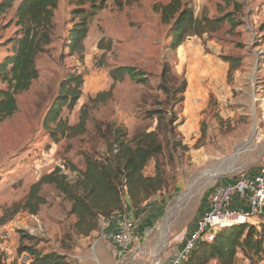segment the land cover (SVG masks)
I'll list each match as a JSON object with an SVG mask.
<instances>
[{
    "label": "rangeland",
    "instance_id": "rangeland-1",
    "mask_svg": "<svg viewBox=\"0 0 264 264\" xmlns=\"http://www.w3.org/2000/svg\"><path fill=\"white\" fill-rule=\"evenodd\" d=\"M21 1L14 0L5 13L0 11V62L11 54V40L21 35L16 17ZM170 1H109L90 22L81 57L68 48L80 19L73 18L70 0H58L50 44L36 59L39 78L17 96L16 114L0 124V221L7 209L26 201L31 186L43 175L63 166L73 180L85 169V155L103 157L116 127L125 129L129 140L142 132H158L156 113L163 111L159 139L164 152L158 160L168 187L160 203L158 230L148 247L151 255L158 248L159 259L177 238L185 237L217 184L242 178L263 160L264 0H236L240 12L225 0H185L196 17L233 13L239 26L226 22L215 33L187 38L177 49L172 47V25L164 24L159 12ZM228 58L241 63L232 72ZM164 65H169L166 87L171 93L161 80ZM118 67L145 72L148 84H136L126 76L111 90L110 71ZM71 73L83 75V94L73 110L64 109L63 117L69 126H76L86 105V131L54 142L43 121ZM184 80L187 88L181 93ZM6 87L0 82V90ZM173 114L177 122L171 128L168 121ZM155 161L146 168L147 175L154 173ZM41 195L47 204L38 215L20 211L0 224L1 248L9 246L16 254L20 247L37 246L80 264L84 259L79 250L85 246L97 264L94 242L101 231L87 241L73 234L70 202L51 185H44ZM248 263L239 254L235 264Z\"/></svg>",
    "mask_w": 264,
    "mask_h": 264
},
{
    "label": "trees",
    "instance_id": "trees-1",
    "mask_svg": "<svg viewBox=\"0 0 264 264\" xmlns=\"http://www.w3.org/2000/svg\"><path fill=\"white\" fill-rule=\"evenodd\" d=\"M109 1L120 3L135 0H70L71 5L75 7L72 12L73 18L80 19L70 35L68 48L72 53L83 56L84 41L88 36L90 22ZM225 2L233 4L236 12L241 11V5L236 0ZM13 3L14 0H3L0 11L5 13ZM57 8L58 0H22L17 8V25L21 35L11 40L13 44L11 54L0 62V82L7 85L5 89L0 90V124L16 114L17 96L29 91L33 82L39 78L36 59L44 52L45 46L50 44ZM159 12L162 22L172 25L174 49L179 48L189 37H202L219 31L226 22L233 28L239 26V22L232 16L233 13L214 19L205 15L196 17L194 10L185 0H171L166 6L159 7ZM227 60L232 63L230 72L241 64L238 59ZM235 61L237 64L233 65ZM126 76L136 84L147 85L149 82L148 75L143 71L118 67L110 71L113 80L111 90ZM169 76V65H164L161 74L164 90L171 78ZM83 85L84 77L77 73L68 74L62 82L60 91L43 121V128L50 134L52 141L59 142L60 137L72 138L85 133L88 118L86 105L82 108L80 122L76 126H69L63 117L64 109L73 110L76 107L83 94ZM186 88L187 83L184 80L180 92L184 93ZM171 92V88L168 87L167 93ZM156 114L159 120L158 132H142L129 140L125 129L116 127L111 140L107 143V153L103 157L85 155V169L79 171L73 180L63 174L60 168L43 175L31 186L24 203L14 204L4 212L0 224H6L20 211L38 215L41 206L47 204V200L41 195L44 185L54 186L56 191L70 202L68 214L76 219L70 226V231L84 238L99 232L104 219L126 211L128 203L139 208L152 197L163 194L167 190L168 181L158 157L164 152L159 138L161 123L165 119L163 111ZM168 122L171 128H174L177 122L175 114ZM152 160H156L155 170L152 175H147L145 170ZM261 218L262 221L264 214ZM29 239L33 240L32 237ZM18 253L27 254L31 259L30 264H72L66 255L58 252L44 253L37 246L20 247ZM239 254L248 260V264H264L263 223L258 226L243 224L218 231L213 242L199 243L183 264H210L213 261L217 264H235ZM0 264L17 262L8 263L2 252Z\"/></svg>",
    "mask_w": 264,
    "mask_h": 264
},
{
    "label": "built area",
    "instance_id": "built-area-1",
    "mask_svg": "<svg viewBox=\"0 0 264 264\" xmlns=\"http://www.w3.org/2000/svg\"><path fill=\"white\" fill-rule=\"evenodd\" d=\"M60 170L67 175L65 168ZM234 197H239L244 209L231 207ZM206 211L198 219L196 228L182 239L184 247L168 264H183L191 251L202 242L214 241L218 231L233 226L250 224L264 214V174L253 178H239L230 184H217L208 198ZM109 219H104L102 222ZM118 232L113 237L116 246L115 255L122 257L129 252L133 245L132 228L133 221L129 214H120L117 219ZM2 252L8 263L16 261L17 264H30L31 259L27 254H13L9 246H5Z\"/></svg>",
    "mask_w": 264,
    "mask_h": 264
},
{
    "label": "crops",
    "instance_id": "crops-1",
    "mask_svg": "<svg viewBox=\"0 0 264 264\" xmlns=\"http://www.w3.org/2000/svg\"><path fill=\"white\" fill-rule=\"evenodd\" d=\"M264 174V158L259 163V165L255 166L251 171L247 174L243 175L242 178H253L257 175ZM236 179H224L220 184H230L233 183ZM165 193L156 195L152 197L145 203H143L139 208L133 207L130 203H128L127 210L123 212V214H129L133 221L132 228V236H133V245L129 252L122 257H118L115 255L116 246L113 242V237L118 232L117 219L120 214H115L111 218H109L108 222L104 221L101 224L102 229H100V235L97 240H95L94 244H97V249L95 253V258H97V264H134L132 263L134 260L139 261L140 264L146 261L149 264H168L184 247V243L182 239L177 238L175 245H173L170 252L163 254L158 259V248L157 253L151 255L150 248V237L153 232L158 230V216L160 215L161 205L164 201ZM161 200V201H160ZM231 207L233 209H246L242 204V201L239 200V197H234L232 201ZM207 207H204L201 211L200 215L194 220V222L189 226L187 234H185L186 238L189 233H191L196 228V224L201 215L206 211ZM122 214V213H121ZM261 216L252 219L250 221L251 225H260ZM76 219L73 220L75 222ZM98 235V232H95ZM90 237L83 238L85 241L89 240ZM85 246H82L79 250L78 254L80 257L84 259V262L80 264H96L92 258L87 255V251L84 249ZM78 256V257H79Z\"/></svg>",
    "mask_w": 264,
    "mask_h": 264
},
{
    "label": "water",
    "instance_id": "water-1",
    "mask_svg": "<svg viewBox=\"0 0 264 264\" xmlns=\"http://www.w3.org/2000/svg\"><path fill=\"white\" fill-rule=\"evenodd\" d=\"M239 151H240V150H239ZM239 151H238V152H239ZM167 225H168V222H166V226H167ZM166 232H167V229H166Z\"/></svg>",
    "mask_w": 264,
    "mask_h": 264
}]
</instances>
